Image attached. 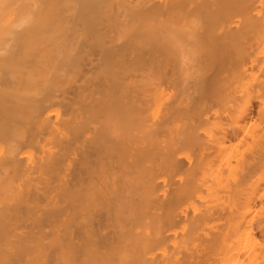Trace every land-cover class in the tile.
Masks as SVG:
<instances>
[{"label": "bare ground", "instance_id": "obj_1", "mask_svg": "<svg viewBox=\"0 0 264 264\" xmlns=\"http://www.w3.org/2000/svg\"><path fill=\"white\" fill-rule=\"evenodd\" d=\"M0 264H264V0H0Z\"/></svg>", "mask_w": 264, "mask_h": 264}]
</instances>
